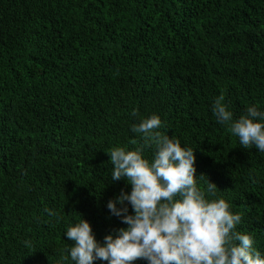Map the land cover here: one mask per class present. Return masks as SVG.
<instances>
[{"label": "trees", "instance_id": "trees-1", "mask_svg": "<svg viewBox=\"0 0 264 264\" xmlns=\"http://www.w3.org/2000/svg\"><path fill=\"white\" fill-rule=\"evenodd\" d=\"M221 94L233 122L264 112V0H0V264H74L82 218L101 244L127 228L107 152L141 147L153 114L264 258V153L217 123Z\"/></svg>", "mask_w": 264, "mask_h": 264}, {"label": "clouds", "instance_id": "clouds-1", "mask_svg": "<svg viewBox=\"0 0 264 264\" xmlns=\"http://www.w3.org/2000/svg\"><path fill=\"white\" fill-rule=\"evenodd\" d=\"M224 100L221 94L213 104L217 123L228 126L245 149L254 146L264 153V112L247 107L246 114L233 122ZM131 115L138 112L133 110ZM160 127L155 114L142 119L131 128L142 134L141 147L133 151L114 147L107 152L114 166L112 179L123 177L131 185L130 194L122 191L107 208L128 227L119 229L115 238L105 236L101 244L83 218L75 226L69 225L65 235L74 246L66 250L74 264L97 260L107 264H135L138 260L147 264H264L261 253L253 248L252 237L236 231L241 215L233 214L224 199H207L205 190L198 188L195 151L182 147L179 139L155 131ZM146 148L153 150L151 163L143 157ZM216 190L207 180V193ZM126 201L134 215L128 214ZM117 203L123 207L117 209ZM45 212L56 215L51 209Z\"/></svg>", "mask_w": 264, "mask_h": 264}]
</instances>
